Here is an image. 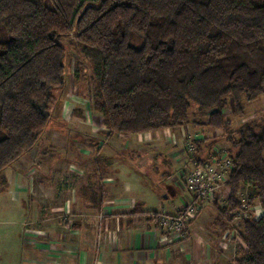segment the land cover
I'll list each match as a JSON object with an SVG mask.
<instances>
[{
	"label": "trees",
	"instance_id": "16d2710c",
	"mask_svg": "<svg viewBox=\"0 0 264 264\" xmlns=\"http://www.w3.org/2000/svg\"><path fill=\"white\" fill-rule=\"evenodd\" d=\"M70 73L89 83L109 133L187 128L193 115L228 132L230 192L215 208L223 220L241 207V185L253 189L263 214L242 218L236 264H264V122L244 123L234 139L224 117L228 104L242 114L264 95V0H0V174L61 123L45 112ZM203 140L189 142L185 169L211 160L199 157Z\"/></svg>",
	"mask_w": 264,
	"mask_h": 264
},
{
	"label": "rangeland",
	"instance_id": "374dc122",
	"mask_svg": "<svg viewBox=\"0 0 264 264\" xmlns=\"http://www.w3.org/2000/svg\"><path fill=\"white\" fill-rule=\"evenodd\" d=\"M47 107L45 113H51V119L61 120V123H50L48 129L42 133L39 144L17 160L15 167L7 170V180L0 176V264H28L27 258L36 256L37 250L44 249V233L49 232L53 237V230L43 231L48 223L59 228L64 227L71 235L78 233L80 239V229H77L78 232L71 225L80 224V194L85 193V178L80 177V171L92 173L94 156L98 153L95 146H87L81 142V135L92 138L97 143L101 142L102 146L116 139V136L130 141L129 147H123L122 153H117L118 157L133 168L142 181L153 187L155 198L160 199L169 210L173 204L177 207L186 197L188 199V192L185 191L179 175L184 171L183 161L180 160H184L186 156V160H190L194 154L192 145L189 144L192 138L205 139L200 143L199 157L202 160L210 156L216 157L214 163L217 164L220 162V156L225 155L229 147L234 154L236 152L228 141V132L224 129L213 130L200 122H194L195 115L187 128L165 129L153 136L144 134L143 138L123 133L112 136L113 133H109L103 125L102 115L92 108L89 83L73 73L66 77L61 90L52 92L51 104ZM73 108L77 109L75 113ZM224 117L230 120L229 132L237 139V128L244 123L264 122V95L251 102L244 101L242 114H236L233 105L228 104L224 108ZM138 138L147 141L148 149L145 146L141 148L142 144ZM66 143V147H63ZM43 150L46 153H43ZM77 159L80 163H73L72 160ZM25 168L28 170L27 176L20 184L22 187H16L13 192L14 176L18 171L24 172ZM48 170L53 172L51 179L45 176ZM79 184L80 194L77 189ZM60 185H68V188L61 190ZM220 186L219 191L215 193L217 196L213 195L210 200L202 201L200 211L187 222L186 236L192 230L199 241V258L197 257L193 264H201L202 261L203 264H236L237 258L245 251L242 218L257 219L263 214L253 189L242 184L237 195L241 207L233 209L227 218L218 219L219 214L215 207H224L230 192L228 185ZM18 191L23 193L22 196L17 194ZM88 197L89 195H85L83 198L88 200ZM187 202L188 200L182 203L180 208ZM157 204L152 203L150 206L158 208ZM172 211L174 209L169 212ZM65 243L69 246L52 247L60 248L61 251L76 250L72 244Z\"/></svg>",
	"mask_w": 264,
	"mask_h": 264
},
{
	"label": "crops",
	"instance_id": "0c3cea01",
	"mask_svg": "<svg viewBox=\"0 0 264 264\" xmlns=\"http://www.w3.org/2000/svg\"><path fill=\"white\" fill-rule=\"evenodd\" d=\"M74 109L76 108L72 109L73 113ZM136 135L143 138L147 134ZM140 142L141 148L145 146L148 149L147 141L140 139ZM67 143L63 147H66ZM130 144L127 139L116 136V139L108 144L106 142L102 146V143L98 142L95 145L98 153L94 156L92 173L80 171V177L85 178L83 189L85 193L80 194V184L77 187L82 203L80 224H71L74 230L80 229V239L78 233L71 235L64 227L59 228L48 223L43 231L53 230V237L49 232L44 233L45 245L42 246L44 249L37 250L36 256L27 258L28 264H193L196 262L195 259L199 258V241L196 240L192 230L183 238L163 241L158 230V222L147 214H140V211L174 214L188 199L186 197V200L177 207L173 204L170 210L174 209V211L169 212V208L167 209L160 199L155 198L153 187L148 182L142 181L140 175L118 157L117 153H122V150ZM184 158L180 160L183 161L182 165L186 163V157ZM72 161L80 163L78 159ZM13 167L15 165L4 169L0 176L7 180V170ZM28 168H25L24 172L18 171L20 177H16L18 175L14 173L16 175L13 192L16 187L21 186L27 176ZM52 175L53 172L48 170L45 176L51 179ZM59 188L65 189L68 185L63 187L60 185ZM17 194L22 196L23 193L18 191ZM85 195H89L88 200H84ZM152 203H158V208H151ZM134 209L135 213L132 212ZM65 242L72 244L76 250L61 251L60 248L52 247V245L68 247Z\"/></svg>",
	"mask_w": 264,
	"mask_h": 264
},
{
	"label": "built area",
	"instance_id": "2783aa9c",
	"mask_svg": "<svg viewBox=\"0 0 264 264\" xmlns=\"http://www.w3.org/2000/svg\"><path fill=\"white\" fill-rule=\"evenodd\" d=\"M225 155H219L221 159L217 164L214 163V157L204 164L194 163L191 169L184 168L180 172L184 189L188 192V202L174 214L159 212L158 230L162 240L173 241L185 237L187 222L200 211V203L210 200L213 195L217 196L215 193L219 191L220 185L226 186L231 164Z\"/></svg>",
	"mask_w": 264,
	"mask_h": 264
}]
</instances>
